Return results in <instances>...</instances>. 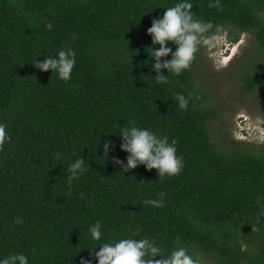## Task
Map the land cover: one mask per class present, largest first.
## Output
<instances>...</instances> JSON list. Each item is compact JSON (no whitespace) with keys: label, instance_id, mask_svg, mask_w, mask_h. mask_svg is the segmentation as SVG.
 <instances>
[{"label":"trees","instance_id":"trees-1","mask_svg":"<svg viewBox=\"0 0 264 264\" xmlns=\"http://www.w3.org/2000/svg\"><path fill=\"white\" fill-rule=\"evenodd\" d=\"M175 2L0 0V122L8 135L0 148V256L96 264L99 249L91 251L100 242L88 229L99 221L105 241L138 233L165 254L186 246L199 264H264V144L212 140L219 110L195 82L205 49L167 84L152 79L147 29ZM191 2L198 18L227 31L229 44L250 36L257 57L233 77L242 96L264 102V0H220L219 9ZM65 48L76 52L69 81L31 64ZM176 93L192 94L186 111ZM129 121L177 140L180 175L159 178L143 165L121 172L111 158L126 162L118 135ZM106 140L114 145L107 158ZM79 157L85 171L69 184ZM161 192L163 206L143 204Z\"/></svg>","mask_w":264,"mask_h":264},{"label":"clouds","instance_id":"clouds-1","mask_svg":"<svg viewBox=\"0 0 264 264\" xmlns=\"http://www.w3.org/2000/svg\"><path fill=\"white\" fill-rule=\"evenodd\" d=\"M193 7L191 0H176L172 6L164 7L165 11L154 18L147 29V35L151 37V46L147 47L150 50V53H147L150 62L147 64H150L155 72V76L151 77L157 84H167L170 74L178 76L189 69L201 48L210 52L212 49H219V46L226 42L227 31L214 25L211 20L204 21L198 18L192 11ZM209 7L219 9L220 0H210ZM46 27L52 29L53 25L48 23ZM169 44L174 45V48ZM76 62V52L71 48H65L54 56H45L42 61H37L36 58L31 64L38 71L51 70L59 79L69 81ZM220 63H226V60L220 61L217 66ZM163 70L167 71V75ZM174 99L178 107L186 111L193 96L191 93L188 96L176 93ZM6 127L5 123L0 122V148L8 139ZM118 136L122 138L120 150L127 153L126 162L118 157L111 159L120 167L121 172H129L140 165L148 171L155 169L159 178L178 176L183 171L184 160L182 156L177 155L176 139L169 141L168 136L158 135L148 128L137 126L132 121L120 129ZM113 147L111 140L103 143L106 158ZM84 171L85 160L81 157L75 159L68 169L69 184ZM165 195L161 192L159 199H144L143 204L161 207ZM14 223L22 224L23 220L16 218ZM88 231L91 240L100 242L99 247L91 251L99 249L95 251L96 264H199V260L181 244L165 254L154 239L147 236L134 238L138 233L110 241L102 240L103 231L99 221L90 225ZM156 257L159 259H155ZM0 264H29V257L23 253H12L0 256ZM80 264H93V261L81 258Z\"/></svg>","mask_w":264,"mask_h":264},{"label":"rangeland","instance_id":"rangeland-1","mask_svg":"<svg viewBox=\"0 0 264 264\" xmlns=\"http://www.w3.org/2000/svg\"><path fill=\"white\" fill-rule=\"evenodd\" d=\"M203 56L205 63L198 67L195 82L200 89L209 90L210 102L219 110V117L208 127L212 140L221 147L226 137L260 147L264 144V102L257 95L242 96L239 81L233 77L242 63L257 57L250 36L240 35L236 44H229L226 38L219 49L206 51ZM224 60L226 63L217 66Z\"/></svg>","mask_w":264,"mask_h":264}]
</instances>
